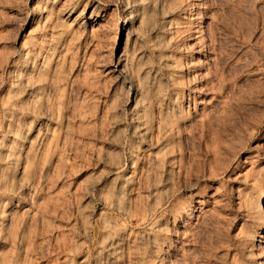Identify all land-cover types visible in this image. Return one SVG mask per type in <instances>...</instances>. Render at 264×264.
<instances>
[{
	"label": "rangeland",
	"instance_id": "rangeland-1",
	"mask_svg": "<svg viewBox=\"0 0 264 264\" xmlns=\"http://www.w3.org/2000/svg\"><path fill=\"white\" fill-rule=\"evenodd\" d=\"M0 264H264V0H0Z\"/></svg>",
	"mask_w": 264,
	"mask_h": 264
},
{
	"label": "bare ground",
	"instance_id": "bare-ground-1",
	"mask_svg": "<svg viewBox=\"0 0 264 264\" xmlns=\"http://www.w3.org/2000/svg\"><path fill=\"white\" fill-rule=\"evenodd\" d=\"M261 205V204H260Z\"/></svg>",
	"mask_w": 264,
	"mask_h": 264
}]
</instances>
